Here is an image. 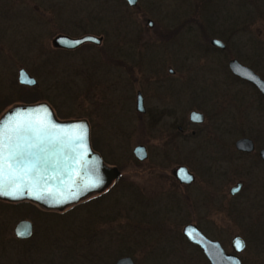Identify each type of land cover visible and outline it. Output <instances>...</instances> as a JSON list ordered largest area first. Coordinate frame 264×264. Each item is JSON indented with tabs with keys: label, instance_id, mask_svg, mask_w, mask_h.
<instances>
[{
	"label": "rangeland",
	"instance_id": "rangeland-1",
	"mask_svg": "<svg viewBox=\"0 0 264 264\" xmlns=\"http://www.w3.org/2000/svg\"><path fill=\"white\" fill-rule=\"evenodd\" d=\"M136 7L140 16L118 0H0V100L8 97L10 102L0 114L11 105L29 103L21 96L33 91L37 101L47 102L63 119L85 118L89 112L91 76L97 79L157 72L159 76L181 77L186 73L226 72L224 53L220 55L207 44L211 36L220 37L230 56L264 77V0H138ZM146 19L152 20L151 28L146 27ZM82 30L104 34L100 48H108L112 58L109 62L100 61L97 47L92 48L95 53L91 58L87 48L60 52L50 43L55 34L75 36ZM166 31H171L170 39L159 33ZM169 40L172 42L168 43ZM122 57L123 68L112 63ZM168 67L173 69L172 75L167 74ZM19 68L35 78L34 86L17 83ZM196 79L195 83L202 79L206 88L221 90L222 137L225 135L226 143L230 138L231 144L238 134L231 137L226 134L234 129L228 109L234 112L237 108L238 117L245 115L248 87L234 80L225 81L224 76H220L219 84L216 76H196ZM111 92L112 88L108 93ZM208 94L207 90L203 95ZM228 97L230 105L225 101ZM106 113L103 122L104 113L100 112L102 122L93 132L101 131L97 146L121 165L123 180L119 179L118 187L97 199L67 210L69 205L62 214H45L48 219L45 235L38 238L41 250L33 255L30 252V256L24 253L22 242L14 241L11 229L16 219L33 218L36 230L30 243L35 242V237L43 232L38 214L25 210L23 204L0 205V217L12 218L5 231L0 224V264H113L123 255H128L135 264H149L147 253L159 252V248L147 249L142 241L145 234L149 239L155 236V225L151 230L149 224L161 214L155 217L144 214L146 217L141 218L139 208L147 206L142 203L166 201L169 197L155 196L165 193L150 187L151 174L134 164L129 155L138 141L132 124L120 126L110 120L119 114L115 116L109 110ZM240 129L245 131V126ZM251 134L258 140L256 147L264 145L260 143L264 140V106L256 105L255 100ZM224 141L221 138L219 143L226 146ZM187 143L178 156L189 159L186 163L195 174L191 189L196 190L197 200L205 197L204 193L215 194V186H219L217 191L223 196V203L209 205L210 226L218 229L219 239L227 249L232 235L243 238L245 245L239 254L242 264H264V163L256 162L254 156L237 155L232 149L229 154L224 147L214 152L206 146V153L214 156L208 160L200 155L197 144ZM156 147L152 143L150 152L154 153ZM205 167L213 175L206 176ZM144 173L147 177H143ZM216 175H221V182ZM237 180L242 181V188L234 197H228V187ZM204 200L207 205L211 203L207 197ZM168 216L173 217L171 213ZM185 217L194 218V212ZM191 257L189 264H203L198 255Z\"/></svg>",
	"mask_w": 264,
	"mask_h": 264
},
{
	"label": "flooded vegetation",
	"instance_id": "flooded-vegetation-1",
	"mask_svg": "<svg viewBox=\"0 0 264 264\" xmlns=\"http://www.w3.org/2000/svg\"><path fill=\"white\" fill-rule=\"evenodd\" d=\"M118 1L122 2L129 8H134L135 14L140 16L139 9L136 7L138 0H135L132 5L128 4L125 0ZM145 23L147 28H151L153 26L151 19H146ZM75 25V27L80 26L78 24ZM218 30L219 29H217L216 32H219ZM159 33L162 37L170 39L171 31ZM64 35L72 38L92 35L97 38V42L84 41L71 48L53 47L60 52H72L84 47L91 52V58L95 53L92 48H100L105 41L104 34L92 33L90 30H82L79 35L75 36H70L68 34ZM212 38L221 41L223 47L211 44L210 40ZM219 38L220 37L218 36H211L207 40V44L209 45V48L216 50L220 55L221 53H224L223 55L226 58V72H209L203 74L186 73L181 77L159 76L157 72L149 75L137 73L135 76H126V74L123 73L121 76H98L97 79H95V76H91L90 78L88 90L91 98L89 101V112L85 117L89 127L90 146L100 156L105 165L108 167H114L118 171V175L113 178L104 189L97 193L88 195L70 206L80 204L88 199H95L109 189H115L118 187L117 181L119 179L121 181L123 180L121 165L114 163L113 159L106 156L108 155L107 152L104 153V151L97 146V143L101 140V131L97 134H94L93 132V130L102 122L100 112L102 114L104 113V122L107 116L106 111H113L115 112V116L117 114H119V116H116V118H110L112 122L117 123L120 126H123L125 123H129L134 127L136 139L138 141L133 145L131 148V154H129L132 155L131 158L133 159L134 164L146 170V172H148L147 174H151L149 178L150 187H153L154 189L157 188V191L165 193H157L155 196L164 195L169 197V200L166 201H153V203L149 201L148 203H142L144 205L147 204V206H140L139 208L140 213L142 214L141 218L146 217L144 214H149L154 217L161 214L158 220H155L154 218L149 224L151 225V230L155 225V236L149 239L148 234H145V236L147 235V238L144 236V240L142 241L144 242L143 246H147V249L159 248V252L154 253L153 255H151V252L147 253L146 257H149V264H189V262H191L192 254L198 255L202 259L203 264H210L201 249L196 244L192 243L183 232L184 227L189 224L195 226L202 236L209 240L217 241L225 253L235 254L239 258L240 264H242L239 254L244 247L238 253L233 251L231 248L232 238L239 235L234 234L231 236L228 243L229 249H227L223 246V243L219 239L218 229L210 226V222H208L211 221L210 215L212 214H209V205L213 206L221 202L223 203V196L219 194V191H217L219 186H215L214 190L216 191L213 195H207L200 191L209 199L211 202L210 204H206V201L204 200L205 197H199V200H197V195L195 193L196 190L193 191L191 189L194 188L192 184L195 182V174L186 163V160L189 159L184 155L182 157L178 156V153L182 150L183 146H188L189 144L187 142H192L198 145V149L201 152L200 155L208 160L214 156H212L213 154H211V152L206 153V146L214 152H216V149H223L224 147L228 150L229 154H232V149L237 155L254 156L256 162L264 163V160L259 155V151L264 149V145L256 147L255 141L257 139L254 135V137L251 136V132L253 130L254 100L256 105H260L261 103L262 106H264V94L261 93L259 89L250 81H247L230 72L227 66L230 59H236L239 63L241 62L227 53L225 43ZM167 42L169 43L172 41L169 40ZM205 49L206 48H204V50ZM219 54L215 56L216 61H218L220 57ZM99 59L104 63L109 62L112 59L109 58L108 48H100ZM112 63L123 68L124 57L121 59L118 58L114 61L112 60ZM241 64L245 65L243 63ZM249 68L264 83L263 75L255 72L251 67ZM156 71H159V68L156 69ZM166 72L167 74L172 75L173 69L168 67ZM196 76H216L217 84H219L220 76H224L225 81L227 80L230 82L234 80L236 83L248 87L245 115L243 117H238L237 108L234 112H231L227 108L230 115L232 114L231 117L233 118L234 129L229 130V132L227 131L228 133L226 134H230V137L234 134H238L231 144L229 143L230 138L226 143L224 141L225 135L222 137L221 124L222 112L224 110L222 109L223 104L221 90L217 89L218 87L216 89L206 88L202 79L195 83V80H197ZM195 85H197L198 88H196ZM111 88L112 92L108 93ZM207 90L209 91L208 97H204L203 94H205V91ZM225 101L229 105L231 104L229 97L228 100L226 99ZM190 105H196L195 107H199V109H195V107H191ZM191 111L200 114L199 121H193L190 119L189 115ZM102 125L100 127H102ZM241 126H245V131L240 129ZM221 138L226 143V146H224V143L222 144V142L219 143ZM240 138H247L251 142L252 149L250 151H242L235 147L236 140ZM261 141L262 142H259L263 144L264 140ZM152 143L157 145V147L154 148V153L150 152V145ZM135 146L142 147V152L139 155L133 153V148ZM217 154H219V152L216 153V155ZM176 159L179 160L176 161ZM182 160L184 162H182ZM179 166L184 167L186 171L192 175L191 181L182 182L179 180L175 172ZM204 173L206 176L213 175V171L208 170L207 167L204 168ZM220 176H218L219 182H221ZM143 177H147L146 173L143 174ZM207 183L209 184L211 182ZM236 183H240L239 188L233 189L232 187ZM123 185L124 183H121L120 187ZM242 186L243 183L241 180H237L231 184L227 189L228 197H234L240 191ZM231 188L233 192H231ZM21 204L26 206L25 210H30L34 214H38L37 217L41 220L39 222L43 223V226H40L43 232L42 234L37 235V238L35 237V242L33 243H30L36 230V223L33 218L23 216L16 219L12 225L11 230L14 241L22 242L24 245V253L26 255H29L30 252V255H33L41 250L42 242H40V239L38 238L40 236H42L41 238H44V229L48 221L44 215L48 209L27 200L8 202L0 199V205L3 207H12ZM66 209L67 207L63 210H50V212L60 214ZM191 212H194V218L185 217V215H190ZM169 213H171L173 217L168 216ZM11 219V217L9 219H2L0 217V224L2 225L4 231L6 230V225L8 226ZM20 220H27L30 224V233L22 238H18L14 234L15 224ZM48 223L52 224L51 222ZM155 237L161 239V241H156ZM239 237L241 238V236ZM241 239L243 240V238ZM123 256L129 257L128 255ZM131 261L133 262L132 259ZM133 264H135V262H133Z\"/></svg>",
	"mask_w": 264,
	"mask_h": 264
},
{
	"label": "water",
	"instance_id": "water-1",
	"mask_svg": "<svg viewBox=\"0 0 264 264\" xmlns=\"http://www.w3.org/2000/svg\"><path fill=\"white\" fill-rule=\"evenodd\" d=\"M132 5L135 0H125ZM91 37L92 39H85ZM79 41V43H75ZM84 41H95L98 39L92 35L72 38L64 34H55L50 43L53 47L71 48ZM210 43L223 47L221 41L212 38ZM227 66L231 73L253 83L261 93L264 94V83L247 66L242 65L236 59H230ZM16 81L20 85L34 86L35 78L29 75L23 68L16 72ZM199 119H194L193 115ZM190 119L200 120V114L190 112ZM17 125L30 126L33 130H39L42 140L39 147L34 150L35 155L29 157L27 166L17 167L9 165V159L4 161L3 183L4 192H15V195L0 194V199L8 202L27 200L48 210H62L65 207L77 203L88 195L97 193L104 189L109 182L118 175L114 167L105 165L100 156L91 148L89 142V127L85 118L56 117L51 106L45 101L33 103H17L11 105L0 114V127L8 129V135L12 136L11 143L5 149V156L12 145L19 142L16 134L11 129ZM30 135V134H29ZM235 147L242 151L252 149L251 142L247 138L237 139ZM141 146H135L133 153L139 155ZM264 160V149L259 151ZM183 170V171H182ZM176 176L182 182H189L185 178L192 175L182 166L176 170ZM236 183L232 188H239ZM231 188V192L232 191ZM183 232L187 238L196 244L210 264H240L235 254L225 253L215 240H209L202 236L193 225H186ZM30 233V224L27 220H20L15 224L14 234L18 238L25 237ZM243 240L234 236L231 240V248L237 249L234 241ZM114 264H133L127 256L119 257Z\"/></svg>",
	"mask_w": 264,
	"mask_h": 264
},
{
	"label": "snow or ice",
	"instance_id": "snow-or-ice-1",
	"mask_svg": "<svg viewBox=\"0 0 264 264\" xmlns=\"http://www.w3.org/2000/svg\"><path fill=\"white\" fill-rule=\"evenodd\" d=\"M85 39L92 38L86 37ZM75 43H79V41H76ZM193 118L199 119V116L194 114ZM8 132V129L0 127V194L15 195V192L3 191L5 186L2 179L4 161L7 158L12 162L9 167H11L13 164L17 167L27 166L29 157L35 155L34 150L39 147L42 137L40 136L39 130H33L30 126L25 127L23 125H17L15 128L11 129V132L16 134L19 142L10 147L6 157L5 149L8 147V144H6L5 137L7 136L8 143H11L12 140V136L8 135ZM185 178L188 180L192 179V177L187 175V173H185ZM234 243L237 249H242L244 247V244L240 239H236Z\"/></svg>",
	"mask_w": 264,
	"mask_h": 264
},
{
	"label": "trees",
	"instance_id": "trees-1",
	"mask_svg": "<svg viewBox=\"0 0 264 264\" xmlns=\"http://www.w3.org/2000/svg\"><path fill=\"white\" fill-rule=\"evenodd\" d=\"M15 82V81H14ZM20 85V84H19ZM19 88H20V86H18ZM10 97V96H9ZM21 98H22V100H24V102H29V103H33V102H35V101H37L38 99L36 98V96H34V94H33V91H28V93H27V95H22L21 96ZM9 100V98L8 97H6L5 99H2V100H0V111L6 106V105H8L10 102L8 101ZM54 110V109H53ZM54 113H55V115H56V117L57 118H62L63 119V117H61V116H59L58 114H57V112L54 110ZM99 197V196H98ZM98 197H96L95 199H97ZM91 200H93V199H88V200H86V201H84V202H82V203H85V202H87V201H91ZM77 205H79V204H76V205H73V206H70L67 210H70V209H72V208H75ZM66 210V211H67ZM65 211V212H66ZM62 213H64V212H62ZM62 213H60V214H62ZM46 214H55V213H53V212H50V210H48L47 212H46Z\"/></svg>",
	"mask_w": 264,
	"mask_h": 264
}]
</instances>
